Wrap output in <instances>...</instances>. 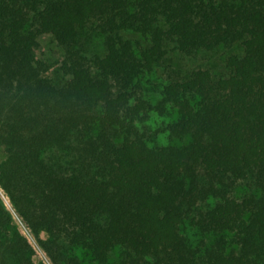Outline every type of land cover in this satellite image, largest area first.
I'll return each instance as SVG.
<instances>
[{"label":"trees","instance_id":"trees-1","mask_svg":"<svg viewBox=\"0 0 264 264\" xmlns=\"http://www.w3.org/2000/svg\"><path fill=\"white\" fill-rule=\"evenodd\" d=\"M232 45L222 76L168 63ZM0 146L52 264H264V0H0ZM9 223L0 264H35Z\"/></svg>","mask_w":264,"mask_h":264},{"label":"rangeland","instance_id":"rangeland-1","mask_svg":"<svg viewBox=\"0 0 264 264\" xmlns=\"http://www.w3.org/2000/svg\"><path fill=\"white\" fill-rule=\"evenodd\" d=\"M40 48L38 50V55L41 59L45 60L50 65V73L56 78H62V73L59 71L63 59V50L53 38L52 35H43L40 37ZM97 48V45H93V49ZM240 52V48L236 45L232 46H220L214 50H200L193 55H184L180 53L170 52L168 63L170 68L182 73L190 72L193 69L203 68L209 69L214 74L222 76L227 74L228 69L226 67V57L230 53ZM162 73L159 71V74L155 77V81L159 83L162 80ZM158 85L154 89H159ZM4 149L0 146V161L4 158ZM248 193V188L245 185H237L235 189V194L237 196ZM0 203L3 205L4 209L9 215V227L8 231L12 232L13 227H15L31 244L33 248V254L31 256L32 261L35 264H52L47 255L38 245L35 240L31 230L22 219V217L15 210L13 204L7 193L0 186ZM10 234V233H9ZM190 237L194 243L199 244L202 236L199 233L190 232ZM117 255L118 253L115 252ZM14 264V263H12Z\"/></svg>","mask_w":264,"mask_h":264}]
</instances>
